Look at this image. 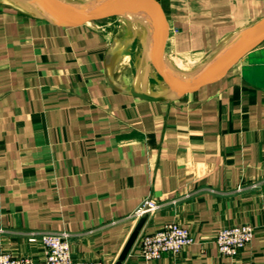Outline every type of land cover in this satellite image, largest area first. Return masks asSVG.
Wrapping results in <instances>:
<instances>
[{"label":"crops","instance_id":"obj_1","mask_svg":"<svg viewBox=\"0 0 264 264\" xmlns=\"http://www.w3.org/2000/svg\"><path fill=\"white\" fill-rule=\"evenodd\" d=\"M159 2L165 57L184 81L264 16V0ZM152 54L142 28L64 25L0 0V252L42 262L29 238L57 232L76 261L264 264V41L183 93ZM146 199L159 207L135 216ZM170 222L195 242L145 259L140 236ZM243 224L252 242L221 254L218 232Z\"/></svg>","mask_w":264,"mask_h":264},{"label":"water","instance_id":"obj_2","mask_svg":"<svg viewBox=\"0 0 264 264\" xmlns=\"http://www.w3.org/2000/svg\"><path fill=\"white\" fill-rule=\"evenodd\" d=\"M38 11V14L48 17L60 24L68 25L101 20L109 22L132 19L131 14L142 13L149 23L147 40L153 49L152 62L168 83L176 87L179 93L202 83L216 80L226 74L240 61L247 64V54L264 41V16L242 31L226 54L225 63L218 61L211 67L198 70L191 74L188 81L182 80L168 66L165 48L168 41L166 20L159 0H90L77 3L74 0H22ZM79 4V5H77ZM136 233L130 239L122 260L131 248ZM116 264H121V261Z\"/></svg>","mask_w":264,"mask_h":264},{"label":"built area","instance_id":"obj_3","mask_svg":"<svg viewBox=\"0 0 264 264\" xmlns=\"http://www.w3.org/2000/svg\"><path fill=\"white\" fill-rule=\"evenodd\" d=\"M159 206L146 199L135 212V216H144ZM255 229L250 224L234 225L221 229L216 238L221 254L236 257L250 244ZM30 242L41 241L46 248V257L42 262L31 258L16 257L11 253L0 252V264H105L103 261H76L72 257L70 242L66 233H32ZM195 242L190 230L178 222H170L152 234H142L139 238V253L147 260L161 258L166 253L177 255Z\"/></svg>","mask_w":264,"mask_h":264},{"label":"rangeland","instance_id":"obj_4","mask_svg":"<svg viewBox=\"0 0 264 264\" xmlns=\"http://www.w3.org/2000/svg\"><path fill=\"white\" fill-rule=\"evenodd\" d=\"M74 1L77 2V3H80V2L90 1V0H74ZM1 2L10 4V5H13L15 7H18V6H21L23 8L24 7L25 8L26 7H28V8L31 7L34 12L38 13V11L36 9H34L30 4H27V3H25L22 0H1ZM77 5H79V4H77ZM144 20H143L144 21V24H142L140 22H134L133 19H128V20L127 19H121V21H116V23L117 24H124V25H128V26L133 25V26H135V30H137V29L139 30L140 28H142V31L144 33V36H145V38H147V31L149 30V23H148V21L145 18H144ZM106 21L107 20H101V22H106ZM230 50H231V45H230L229 48H227V49H225L223 51V54L226 55ZM219 57H220V55L218 57H216V60H218Z\"/></svg>","mask_w":264,"mask_h":264},{"label":"bare ground","instance_id":"obj_5","mask_svg":"<svg viewBox=\"0 0 264 264\" xmlns=\"http://www.w3.org/2000/svg\"><path fill=\"white\" fill-rule=\"evenodd\" d=\"M131 18L133 19V21L134 22H140V23H142V24H144V18L146 19V16L144 15V14H142V13H135V14H131ZM144 20V21H143ZM147 20V19H146ZM126 21V20H125ZM148 21V20H147ZM146 22V21H145ZM126 23V22H125ZM227 57V55H224V54H221L220 55V57H219V61H221V62H223V63H225L228 59L226 58ZM188 63H187V65H186V67H185V69H184V67H179L178 68V70H180V71H184V72H186V71H188L192 66H194V64H195V61L193 60H188L187 61ZM204 62V61H203ZM203 62L201 61L200 63L201 64H203ZM181 73V72H180ZM181 74H184V73H181ZM180 75V74H179Z\"/></svg>","mask_w":264,"mask_h":264}]
</instances>
